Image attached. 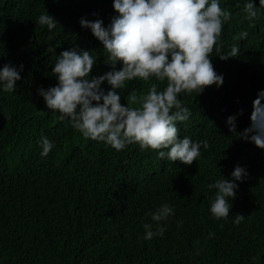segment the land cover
<instances>
[{
  "label": "trees",
  "instance_id": "16d2710c",
  "mask_svg": "<svg viewBox=\"0 0 264 264\" xmlns=\"http://www.w3.org/2000/svg\"><path fill=\"white\" fill-rule=\"evenodd\" d=\"M253 2L259 13L249 19L246 0H220L231 18L210 60L223 84L179 95L191 115L177 122L178 138L209 144L187 165L137 143L116 151L85 138L38 95L56 85L52 67L62 51L89 50L97 58L89 78L112 70L106 49L79 21L107 26L117 15L113 0H0V68L23 65L14 92L0 90V264H264V149L238 135L264 90V7ZM46 12L56 28L39 23ZM233 45L239 54L221 59ZM154 83L162 90L167 81H126L117 90L121 104L139 107ZM230 115L235 133L226 125ZM42 136L55 142L46 157ZM237 165L248 175L228 198L230 216L215 219L209 209L217 190L208 184L232 179ZM165 203L175 214L161 222L163 237L145 240L144 224H155L146 213ZM237 214L244 215L239 224Z\"/></svg>",
  "mask_w": 264,
  "mask_h": 264
},
{
  "label": "clouds",
  "instance_id": "9594fccd",
  "mask_svg": "<svg viewBox=\"0 0 264 264\" xmlns=\"http://www.w3.org/2000/svg\"><path fill=\"white\" fill-rule=\"evenodd\" d=\"M264 7V0H259ZM117 15L105 26L101 19L81 18L82 28L90 29L108 52V65L112 67L102 75L89 78L97 58L89 50L71 48L56 56L52 67L57 83L55 86L37 90L48 109L55 110L60 121L67 120L83 137L103 141L116 151L132 143L140 148L159 150L157 156L169 161H180L191 165L201 156V149L209 147L207 140L193 141L188 136L178 138L177 122L187 121L190 107L183 105L179 95L195 91L201 93L206 86L223 84V75L217 74L210 54L221 35L224 23L231 13L220 6V0H113ZM244 11L247 18L255 19L259 8L253 0H246ZM39 23L49 30L58 22L47 12L39 16ZM248 33H240L245 39ZM240 52L233 45L229 54L221 59L236 57ZM117 62L122 64L115 69ZM23 65L5 64L0 68V90L14 92L16 82L21 80ZM155 77L167 81L162 90L152 84L139 107L122 105L121 93L126 81L136 78L147 81ZM110 86L105 92L102 84ZM131 101L137 102L132 95ZM264 90L257 93L253 101L251 124L239 138L264 149ZM236 115L226 120L229 131L235 133ZM54 141L41 137L40 155L46 157L54 148ZM248 175L246 169L237 165L231 173L232 179L216 180L208 184L215 188V199L210 213L215 219H227L231 201L242 181ZM174 209L167 203L155 212L146 213L155 224H144L145 240L163 237L169 216ZM244 215L237 214L234 223L239 224ZM214 233H209L211 238ZM197 255L199 252L196 253Z\"/></svg>",
  "mask_w": 264,
  "mask_h": 264
}]
</instances>
